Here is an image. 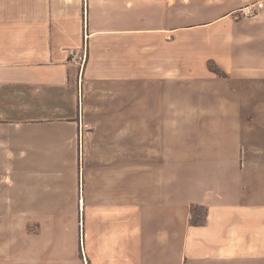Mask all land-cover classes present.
Segmentation results:
<instances>
[{
	"label": "crops",
	"instance_id": "1",
	"mask_svg": "<svg viewBox=\"0 0 264 264\" xmlns=\"http://www.w3.org/2000/svg\"><path fill=\"white\" fill-rule=\"evenodd\" d=\"M81 1L28 0L23 11L13 7L17 27L0 28V166L12 165L13 174L37 162L44 168L43 188L49 195L42 206L45 259L50 250L51 255L62 252L68 238L71 250L76 248L78 254L81 248L85 264L264 263L261 208L255 201L246 204L239 180L230 178L241 173L224 168L235 166L236 157L223 156L222 180H208L206 172L204 187L197 192L195 176L180 172L183 163L199 155L197 143L180 145L175 135L179 128L146 120L139 154L141 170L153 173L152 181L134 193V149L127 144L132 126L113 127L109 120L114 114L125 121L123 115L132 108L131 98L125 96L120 108L115 101L117 87L131 85L134 47L163 54L169 44L179 49L182 33L203 31L204 46L212 51L219 38L232 37L228 55H218L216 61L237 76L264 77V0H86L84 8ZM256 1L263 2V8L253 23L234 16ZM108 20L114 26L103 23ZM83 21L89 61L80 70L68 57L82 48ZM124 23L129 27L122 28ZM132 34L160 42L134 45L126 40ZM154 66L166 69L160 63ZM143 71L136 79L145 78L144 83L163 79L149 80ZM81 129H87L79 145L84 149L82 163L90 166L86 185L82 168V188L77 167ZM69 149L72 158H66ZM36 150L42 155L39 161ZM58 164L74 169V186L69 180L67 193L61 176L49 172ZM192 205L207 209L202 227L190 225ZM42 233L29 234V239H41Z\"/></svg>",
	"mask_w": 264,
	"mask_h": 264
},
{
	"label": "rangeland",
	"instance_id": "2",
	"mask_svg": "<svg viewBox=\"0 0 264 264\" xmlns=\"http://www.w3.org/2000/svg\"><path fill=\"white\" fill-rule=\"evenodd\" d=\"M65 1L67 2V0H63V2ZM81 3L83 8L86 7V0H82ZM13 7L14 9L17 7L27 9L28 0H0V28L17 27L18 23L13 21V17L16 15ZM234 16L246 24L257 20L255 19L257 15L243 18L238 13H234ZM103 23L114 26L113 20ZM85 24L86 22L83 21L81 27L83 30L82 48L72 51L68 57V60L73 62L72 60L79 56H86L82 67L73 62L80 70L86 68L89 61V35ZM122 25V28L129 27L126 23ZM132 26L135 25L130 27ZM36 27H46V25L38 24ZM205 36L203 31L182 33L178 39L179 49L176 45L169 44L166 46L167 48L165 47L164 53L158 55L151 54L153 49L149 47L138 49L134 47L131 85H124L125 88L118 86L116 89L118 99L115 101L116 107L120 108L125 96L127 101L131 98L132 108L123 115L125 121L119 115L112 114L109 118L110 125L113 127L125 124L132 126V138L127 137V144L131 143L132 149H134L132 174L134 193L139 192L142 188L141 185L150 184L152 181L153 173L141 170L143 164L140 162L141 155L139 154L141 140H144L141 139L142 133L147 128L143 126L145 121L148 120V123L152 125L174 126L180 130L175 134L176 137L178 136L180 145H184L190 140L192 143H197L199 154L197 158L191 163H183L180 168L181 173L189 172L195 176L197 192H201L204 187L206 172L208 180L221 181L223 156H234L236 165H228V167L224 165V168H227L230 174L233 169L241 173L240 176L233 173L234 176L230 178L239 180L241 185L239 192L244 197L246 204H249V200L255 201L257 208H261V221L264 225V77H240L233 73L229 67L226 69L222 67L215 57L228 55L227 47L233 42V38H219L216 47L213 48L215 51H212V47H209L208 50L204 46ZM165 39L169 40V38ZM126 40L138 46L145 41H149L153 45L160 42V38L137 34L129 35ZM148 59L152 60L150 64L143 66L145 65L144 61L146 62ZM158 63L164 65L166 69L163 67L153 68ZM148 66H150V70L146 73L143 69ZM210 68L213 71H210ZM142 71L145 76L149 77V80L153 76H163V79L158 82L150 80V82L144 83L145 78L136 79V75L140 76ZM124 92L127 93L124 94ZM79 93L81 97V90ZM92 95L86 96V100H90ZM111 103V107L115 106L113 102ZM78 105L81 106V99ZM146 110L149 113L148 111L146 113ZM159 110L163 111L158 112ZM78 111L81 113V107L80 110L78 108ZM154 114L155 116H153ZM141 125L143 127L139 129L140 133L137 128ZM151 127L149 128L151 129ZM154 128L158 129V127ZM84 130L87 129H83V133L82 129L78 131L77 150V167L81 169L79 176L81 188L82 168L85 170V185L89 183L87 175L90 171L86 170V168L90 169V166L82 163L84 149L82 150V146H79L82 145ZM165 133L166 136L169 135L167 131ZM233 147H237L236 150H233ZM66 151V158H72L71 149ZM41 156L40 150H36L37 161ZM37 163L25 166L21 173L15 174H13L12 165L0 166V264H85L83 255L80 254L81 248L78 249V254L76 248L71 250L72 240H68V238L63 247L64 251L51 255L50 250L47 253L48 260L45 259V229L42 226L45 208L42 206L45 198H48L49 195L43 188L44 168ZM52 169L54 171L49 170V172L52 171L54 178L56 175L61 176L60 184L66 193L69 192L68 181H71V187L74 186V169L71 168L70 171L69 166L62 164L55 165ZM59 169L60 173L57 174ZM75 182L77 186V177ZM242 203L244 202L242 201ZM201 207L206 209L205 206ZM198 211L200 215L194 217L193 222L202 224L204 220L206 221L205 211L201 208ZM41 232H43L41 239L36 237L29 239V234L38 235ZM66 252L68 255L63 260V255H66Z\"/></svg>",
	"mask_w": 264,
	"mask_h": 264
},
{
	"label": "built area",
	"instance_id": "3",
	"mask_svg": "<svg viewBox=\"0 0 264 264\" xmlns=\"http://www.w3.org/2000/svg\"><path fill=\"white\" fill-rule=\"evenodd\" d=\"M263 8V2L261 1H256L252 3H248L244 5L243 7L239 8L236 13H238L241 17L243 18H248V17H254L258 15V12ZM86 56L82 55L74 60H72L75 64H79L81 67L85 63Z\"/></svg>",
	"mask_w": 264,
	"mask_h": 264
},
{
	"label": "trees",
	"instance_id": "4",
	"mask_svg": "<svg viewBox=\"0 0 264 264\" xmlns=\"http://www.w3.org/2000/svg\"><path fill=\"white\" fill-rule=\"evenodd\" d=\"M210 71H213V69H209ZM214 72L218 73L216 70H214ZM204 209L205 211V217H206V209L204 207L198 206V205H192L190 208V225L194 226V227H200L203 226L205 223V220L202 224H198L196 221L193 222L194 217H198L200 215L199 213V209Z\"/></svg>",
	"mask_w": 264,
	"mask_h": 264
}]
</instances>
